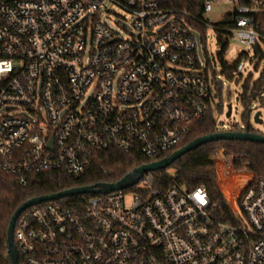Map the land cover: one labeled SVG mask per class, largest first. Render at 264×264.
I'll return each instance as SVG.
<instances>
[{
    "label": "built area",
    "instance_id": "1",
    "mask_svg": "<svg viewBox=\"0 0 264 264\" xmlns=\"http://www.w3.org/2000/svg\"><path fill=\"white\" fill-rule=\"evenodd\" d=\"M219 1L202 0L207 24ZM225 1L231 36L264 53V0ZM107 3L130 28L103 18ZM188 17L162 0H0V171L24 186L44 170L79 177L109 148L153 161L175 149L218 96ZM247 172L223 193L229 218L204 185L159 187L154 172L84 209L66 197L32 205L15 225L19 264H264V175Z\"/></svg>",
    "mask_w": 264,
    "mask_h": 264
},
{
    "label": "trees",
    "instance_id": "2",
    "mask_svg": "<svg viewBox=\"0 0 264 264\" xmlns=\"http://www.w3.org/2000/svg\"><path fill=\"white\" fill-rule=\"evenodd\" d=\"M162 2L166 8L179 12L187 11L192 16L188 17V21L198 29L201 34V40L205 42L208 24L205 19L203 20L202 0H162ZM230 25V18H224V20L214 23V27L218 32L226 31L229 33L228 28ZM220 43L223 44V48L219 56L221 61H223L228 44L226 41L223 43L222 39ZM256 51L258 56L259 54L264 56L260 47H257ZM238 64L239 62H237L235 67ZM246 86L247 89H250L251 78L247 80ZM263 88L264 71L260 79L251 88V93L249 95L244 94L242 98L245 114L251 113L253 101L257 100L258 94ZM261 101L264 102V98ZM191 130L192 132L175 149L159 156L155 160L170 155L176 149L193 141L196 137L218 132L222 129L217 127L216 120L210 109L208 115L193 122ZM251 131L254 130L251 129ZM219 148H224L227 156H233V161L237 168L251 170L257 177L264 175V142L229 139L213 140L177 158L170 167L155 171L154 175L157 178V185L159 187L173 185V178H175V182L186 184L189 188L204 185L208 190L213 205L217 207L218 213L225 218H229L230 207L218 185L216 164L213 161V155L216 154ZM153 160L145 157L137 149L122 152L109 148L98 152L86 172L79 177L70 176L62 170H44L32 174L30 181L24 186L18 184L12 175L0 171V186L2 189V197L0 199V264H12L8 254V227L16 209L27 199L73 187L92 185V183L117 181L124 177L127 172ZM233 173L242 181H245L248 175L246 171L244 173L233 171ZM132 189L134 190L136 187ZM92 195L94 194H79L66 198L74 202L83 201L84 209L86 200Z\"/></svg>",
    "mask_w": 264,
    "mask_h": 264
},
{
    "label": "rangeland",
    "instance_id": "3",
    "mask_svg": "<svg viewBox=\"0 0 264 264\" xmlns=\"http://www.w3.org/2000/svg\"><path fill=\"white\" fill-rule=\"evenodd\" d=\"M107 9L111 12L110 17H107L105 10H102L103 18L106 19L113 27H126L130 28L127 12L113 3H107ZM234 3L230 1H219L212 5L211 11L207 14L208 29L206 32L205 42H199V53L201 60L209 63L210 69L214 72L216 82L213 85L214 93L217 92L218 96L215 97L213 107L211 109L217 123V127L222 130H227L236 126L243 128L249 124V128L253 129L260 134H264V102L261 94H258L257 100L253 101L251 106V113L245 114V106L242 102L244 94H250L256 81L260 79L264 71V56L257 55L255 47L248 46L241 43L237 38L231 36L230 32H218L214 27V23L224 20L226 15L232 12ZM201 36V35H200ZM223 43L226 41L228 47L225 51L223 61H221L219 53L222 51ZM245 60V68L242 74L238 73L235 65L237 62ZM251 78L250 89H247L246 82ZM232 104V115L227 116V106ZM261 111L262 122L255 121V115ZM224 152V157L222 156ZM214 164H216L217 181L221 191L226 197V191L223 190L221 185V171L222 168L228 169L230 162H233V156L226 155L224 148H219L215 155H213ZM234 164V163H233ZM231 174L233 171L236 173L247 172V169L237 168L228 169L227 172ZM238 182L240 179L237 178ZM245 181H242L244 183ZM229 183V182H228ZM231 186V184H227ZM132 193H128L127 199L131 201ZM228 198V197H227Z\"/></svg>",
    "mask_w": 264,
    "mask_h": 264
},
{
    "label": "water",
    "instance_id": "4",
    "mask_svg": "<svg viewBox=\"0 0 264 264\" xmlns=\"http://www.w3.org/2000/svg\"><path fill=\"white\" fill-rule=\"evenodd\" d=\"M227 116L230 117L232 115V104L229 103L227 106ZM255 121L258 123L262 122L261 111H258L255 115ZM248 140L262 143L264 142V134L251 131L247 124V128L244 131L240 130H227V131H218L212 132L208 135L199 136L193 139V141L187 143L186 145L176 149L173 153L168 156L159 158V160L143 163V165L134 168L133 170L126 173L124 177L117 181H109V182H97L92 183V185H83L78 187H73L65 190H61L58 192H54L51 194H43L39 196H34L27 199L23 202L14 212L10 219L9 227H8V254L12 264H19V251L14 241V230L16 221L19 215L28 207L49 201L60 199L64 197L79 195V194H107L112 191L125 190L128 187H132L143 179V176L148 172H155L163 168H168L177 160V158L182 155L192 151L193 149L198 148V146L208 143L213 140ZM52 146V145H51Z\"/></svg>",
    "mask_w": 264,
    "mask_h": 264
},
{
    "label": "bare ground",
    "instance_id": "5",
    "mask_svg": "<svg viewBox=\"0 0 264 264\" xmlns=\"http://www.w3.org/2000/svg\"><path fill=\"white\" fill-rule=\"evenodd\" d=\"M237 176L235 175V173H229V171L227 172V169L225 168H222V171H221V185H222V187H223V190L224 191H226V196L227 197H231V193H233V192H235V190H236V187H238L239 185H240V183H242V180H240V182H238V181H236V185H235V188L232 186H228V188H227V184H229L228 183V181H229V179H235V180H237Z\"/></svg>",
    "mask_w": 264,
    "mask_h": 264
},
{
    "label": "snow or ice",
    "instance_id": "6",
    "mask_svg": "<svg viewBox=\"0 0 264 264\" xmlns=\"http://www.w3.org/2000/svg\"><path fill=\"white\" fill-rule=\"evenodd\" d=\"M202 199V198H201Z\"/></svg>",
    "mask_w": 264,
    "mask_h": 264
}]
</instances>
